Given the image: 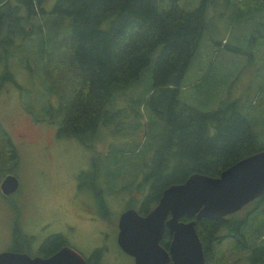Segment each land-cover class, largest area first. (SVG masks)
Here are the masks:
<instances>
[{"label": "trees", "instance_id": "trees-1", "mask_svg": "<svg viewBox=\"0 0 264 264\" xmlns=\"http://www.w3.org/2000/svg\"><path fill=\"white\" fill-rule=\"evenodd\" d=\"M44 1L0 0V90L14 82L10 62L21 50L22 61L39 65L47 60L37 75L40 86L45 85L40 97L48 102L39 113L24 103L37 123L55 125L58 136L91 147L99 131L117 117L131 118L133 134L143 127L144 139L135 140L132 149L97 154L92 160L96 169L100 157L108 166L109 157H119L129 166L126 173L132 181L141 171L137 190H145L144 197L138 206L129 201L126 208L146 214L168 185L181 183L194 172L218 176L239 159L264 150L256 125L229 101L213 111L181 101L180 88L200 47L211 0H201L191 11L181 8L180 0H54L49 11ZM224 2L231 16L239 17L238 24H246L245 14L251 24L261 13L264 16V0ZM33 39L37 45L30 49L27 43ZM63 74L67 78L61 81ZM136 150L142 152L138 159L132 157ZM17 162V148L0 124V175L13 174ZM7 163L12 167L3 168ZM94 190V202L105 215L103 187ZM263 200L264 195L252 203ZM258 209L254 229L264 223V204ZM226 217L197 222L206 264H220L214 257L215 245L227 237L250 250L249 261L264 264V243H247L241 219ZM14 228L16 239L20 231L17 225ZM63 241L61 235H52L40 255H51Z\"/></svg>", "mask_w": 264, "mask_h": 264}, {"label": "rangeland", "instance_id": "rangeland-1", "mask_svg": "<svg viewBox=\"0 0 264 264\" xmlns=\"http://www.w3.org/2000/svg\"><path fill=\"white\" fill-rule=\"evenodd\" d=\"M224 1L211 0L207 6L206 27L184 76L181 101L200 111H213L229 101L251 118L264 144V16L261 13L251 24L245 14L246 24H238L239 17L231 16ZM53 3L54 0H45V11ZM200 3L201 0L179 1L181 8L189 11ZM34 21H40L39 17ZM35 45L34 39L27 43L30 49ZM20 51L10 62L14 82L0 90V124L17 148L18 162L13 174L19 181L18 189L10 196L0 191V252L22 248L31 256L40 255L42 243L60 234L85 259L100 248L105 253L99 264H132L130 257L118 249L117 220L129 201L138 206L144 197L145 190H137L141 171L132 181L126 173L129 166L116 156L108 158L109 166L102 157L98 159V168L91 165L97 154L132 149L135 140L144 139V128L133 134L131 118L117 117L99 131V138L91 147L82 146L74 138L58 136L55 125L37 123L24 103L39 113L48 102L39 93L45 92V85L40 86L39 71L47 60L39 65L32 60L22 61ZM59 78L63 81L67 75ZM141 153L136 150L132 157L138 159ZM10 166L7 163L3 168ZM107 177L108 182L103 180ZM3 179L0 175V183ZM101 185L105 215L94 202V187ZM263 204L264 200L251 201L226 217L244 222L243 232L251 245L264 243V223L253 228L254 217H258V208ZM15 225L20 231L16 239ZM249 253L227 237L215 245L214 257L220 264H254L248 259Z\"/></svg>", "mask_w": 264, "mask_h": 264}, {"label": "water", "instance_id": "water-1", "mask_svg": "<svg viewBox=\"0 0 264 264\" xmlns=\"http://www.w3.org/2000/svg\"><path fill=\"white\" fill-rule=\"evenodd\" d=\"M18 187V178L12 173L0 183L4 196ZM263 195L264 150H260L239 159L218 176L194 172L183 182L168 185L146 214L134 208L122 211L117 244L134 264H205L197 221L224 218ZM166 228L172 235L168 250L160 244ZM0 264L87 263L74 248L64 246L49 256L6 250L0 252Z\"/></svg>", "mask_w": 264, "mask_h": 264}, {"label": "flooded vegetation", "instance_id": "flooded-vegetation-1", "mask_svg": "<svg viewBox=\"0 0 264 264\" xmlns=\"http://www.w3.org/2000/svg\"><path fill=\"white\" fill-rule=\"evenodd\" d=\"M127 209V208H126ZM126 209H124V210H126ZM123 210V211H124ZM119 217V216H118ZM201 221V220H200ZM198 222V221H197ZM202 223H209V222H213V221H205V220H203V221H201ZM217 222V221H216ZM225 222V221H224ZM241 223H244L243 221L241 222ZM211 227H213V224L211 223V225H210ZM117 228H118V220H117ZM195 228H196V231H197V223H196V225H195ZM209 230H212V228H209ZM223 229H221L220 231H222ZM117 234H118V231H117ZM197 234H198V231H197ZM60 235V234H59ZM198 236H199V238H200V240H201V242H202V245H203V241H202V239H201V236L198 234ZM220 236H223L222 234L220 235ZM51 237V236H50ZM213 235L211 234L210 235V237H209V241H210V243H212L213 241H212V239H213ZM49 238V237H48ZM47 238V239H48ZM171 238H172V235L169 233V231H168V229L166 228L165 229V231H164V234H163V237H162V239H161V241H160V244L166 249V250H168V247H169V244H170V242H171ZM46 239V240H47ZM45 240V241H46ZM44 241V242H45ZM43 242V243H44ZM64 242V241H63ZM42 243V244H43ZM116 243H117V235H116ZM64 246H69L68 244H67V242H66V240H65V242L55 251V252H57L60 248H62V247H64ZM117 246H118V244H117ZM119 247V246H118ZM123 254H125L120 248H118ZM203 250H204V245H203ZM77 251V250H76ZM55 252H53V253H55ZM52 253V254H53ZM105 253V251H103L102 249H100V248H97V249H95V251L93 252V254H92V256H90V258L89 259H85L86 260V263L87 264H99V260H101V258H102V256H103V254ZM51 254V255H52ZM125 255H127V254H125ZM41 256V255H40ZM49 256V255H48ZM128 256V255H127ZM130 257V256H129ZM130 259H131V261H132V264H134V261H133V258L132 257H130ZM205 264H206V260H205Z\"/></svg>", "mask_w": 264, "mask_h": 264}, {"label": "bare ground", "instance_id": "bare-ground-1", "mask_svg": "<svg viewBox=\"0 0 264 264\" xmlns=\"http://www.w3.org/2000/svg\"><path fill=\"white\" fill-rule=\"evenodd\" d=\"M240 2V1H239Z\"/></svg>", "mask_w": 264, "mask_h": 264}]
</instances>
